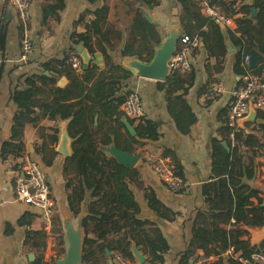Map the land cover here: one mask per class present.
<instances>
[{"label":"crops","instance_id":"1","mask_svg":"<svg viewBox=\"0 0 264 264\" xmlns=\"http://www.w3.org/2000/svg\"><path fill=\"white\" fill-rule=\"evenodd\" d=\"M64 0V8L59 12L58 19L54 14H49L46 18L44 9L56 0H31L30 18L28 26L34 41L35 50L27 63L20 61L22 40L24 37V23L22 22L18 10L10 0H0V34H3L5 50L0 52V62H4L5 70L0 83V264H37L41 255V263L56 264L63 254L67 253L71 239L77 237L80 242L84 238L83 220L87 216V205L90 201V191L84 202L78 206H72L70 195L73 187L71 181H76L74 171L66 165L67 157L74 152L73 138L68 131L71 119L57 118L50 119L49 113L42 107L34 108L33 117L38 120L35 123L30 121L21 122L16 119L18 106L12 99L15 87L23 79L24 74H41L55 78L56 86L66 87L70 84L67 71L72 70L75 77L83 80L77 75L72 64L65 65L63 61L69 56V52L78 51L77 47L88 48L82 41L81 35L86 33L87 18L97 6L109 5L106 26L112 29V44L120 51L109 52L110 58H106L98 45L94 44L96 51L92 53L93 60L89 66L90 81H86L88 90L96 83L100 73L110 70L112 65H123L130 70L127 62L136 58L135 56L123 55L124 49L118 38H130L133 50L141 45L142 35L133 32V22L136 18V9L140 8L141 13L148 20L156 25L160 33L164 36L171 30L173 9L177 8L179 16V37L184 36L183 28L180 25L181 8L177 0H160L159 5L141 4L137 0ZM255 0H243L246 4H253ZM201 6V5H200ZM202 12V6H201ZM203 19L209 21L202 13ZM218 22V21H217ZM223 34L226 36V52L224 56L210 55L201 39V45L193 55L192 69L180 73L177 77L181 79L182 86L169 90L173 84L166 83V80L139 77L133 75L123 81L122 89H137L146 110L145 117L141 121H133L127 118L123 112L122 104L118 111H122L123 119H128L136 127L140 122L147 120L155 121L159 124L160 136L157 140L147 141V143L130 153L136 156L137 161L132 167L139 168L142 184L137 187L132 185L135 198L141 207L142 218L155 221L160 227L163 235L167 239L170 250L165 255V264H181V257L191 248L194 250L189 255L193 258L190 264L194 263L197 256L205 255L197 246H191L194 240L196 226H207L214 230L217 226H222L231 233L237 231L235 218L230 219L224 214L227 212L229 204L237 198L230 186L225 187L224 193H220L215 187L228 179L227 172H221L220 165L226 162V154L231 149L222 137V130L227 123L226 113L231 101V90L244 81L245 74L236 70V60L240 52L228 30H236L237 24L233 22L230 27H223ZM206 30L209 28L206 27ZM201 38V37H200ZM152 42L144 41L145 48ZM263 44V43H262ZM177 46V48H178ZM259 47V46H258ZM89 49V48H88ZM79 53V52H78ZM80 54V53H79ZM146 52L144 56H146ZM264 56V53L262 54ZM49 63L50 70L45 66ZM71 63V62H70ZM72 67V68H70ZM244 68V64H242ZM173 72L171 71V74ZM64 79L63 83L60 81ZM212 82H222L227 88V92L214 100H205L204 93L208 85ZM42 85V84H41ZM126 85H128L126 87ZM52 85L48 88L47 94L38 96V101L43 104H50L56 107L51 92ZM73 91H76L72 87ZM86 91L78 99L85 102L80 106L89 110L92 115L90 128L98 131L97 143L103 145L102 149L108 156H116L118 152L114 145L112 134L106 131L116 128L127 137L130 131L121 127L117 121V116L110 113L115 108V103L105 101L106 106L99 105L84 97ZM91 97H95L94 91ZM196 122L190 127L189 133H183L181 127L188 126L193 117ZM259 114L256 118L258 120ZM255 120V121H256ZM258 122L249 121L241 126L246 134H255L262 138L263 131L259 130ZM238 123V122H237ZM58 127V142L54 147L49 144L43 151H38L43 142L49 140L52 133L51 127ZM131 134V133H130ZM133 135V134H131ZM15 143H23L24 152L20 157L13 155H3V145L12 140ZM102 139L110 140L111 143L104 145ZM264 143V140H263ZM48 146V145H47ZM117 149V150H116ZM253 149V150H252ZM247 154L242 160L238 157H230V161H241V168L237 170L241 174L239 178L241 185H247L251 190H257L264 194V146L257 149H242ZM247 150V151H246ZM181 166L184 174V188L174 193L158 178L154 169V163L159 156H169ZM25 155L35 160L47 175L54 199V214L52 223L47 225L43 220L42 211L24 201L16 198L15 184L21 175V165ZM118 158V157H117ZM176 165V164H175ZM232 165H229V169ZM226 182V181H225ZM208 185L212 188L207 192ZM154 190L159 200L171 210L170 219L159 217L148 205L145 199L147 191ZM262 227L245 228L248 232L240 236L241 240L248 241L252 246H257V250H264V241L257 245L250 242L251 234L248 229L258 230ZM30 232H40L44 237L33 242H40V245L31 246L25 243V239ZM56 240V243L54 241ZM210 248H217V245H209ZM140 249V248H139ZM234 253L231 247L222 252L223 263L233 264L229 261L227 251ZM114 252L107 250V255L113 256ZM113 259V258H112ZM240 262V261H239ZM246 264L245 262H242Z\"/></svg>","mask_w":264,"mask_h":264},{"label":"trees","instance_id":"2","mask_svg":"<svg viewBox=\"0 0 264 264\" xmlns=\"http://www.w3.org/2000/svg\"><path fill=\"white\" fill-rule=\"evenodd\" d=\"M141 4L159 5L160 0H137ZM210 5L222 10L227 16L231 17L237 24L236 30H228L229 36L233 42L239 46L240 52L236 60V70L239 73H245L242 67L245 57L251 55L252 50L264 43V0H255L253 4H246L243 0H207ZM90 2H95L91 1ZM180 4L181 15L180 25L183 28L184 35L193 38L201 37L204 46L210 55L224 56L226 52V36L222 32V28L215 19L206 21L202 17L201 6L197 0H177ZM64 0H56V2L45 7L44 12L46 18L49 14H54L58 19L59 12L63 10ZM94 15L92 23H87L86 33L81 35L80 41L86 45L89 50L94 53L96 51L94 44L98 45L99 50L104 53L106 58H110L109 52L120 51V48H114L112 44V29L106 26L110 7L107 4L97 6L95 10H89ZM136 18L133 22V33L142 35V43L144 41L152 42L149 47L145 48L142 43L133 50L131 45L132 37L123 38L119 35V42L125 47L121 49L123 55L135 56L145 61H149L155 47L161 42L162 34L156 25L150 22L140 11L136 10ZM209 29L206 30L205 28ZM3 34H0V52L5 50ZM179 47V46H178ZM198 49V48H197ZM194 51V53L197 51ZM146 52V56L144 53ZM193 53V55H194ZM65 65L69 63V56L63 61ZM264 67V56H261L256 70ZM50 70L49 63L45 66ZM72 68V67H70ZM5 70L4 62H0V83ZM182 72H173L164 82L173 84L169 90L182 86L181 79L178 75ZM133 74L123 65H112L110 70L100 73L96 83L88 90L86 81H90V76H86L83 80L75 77L72 70L67 71V76L71 81L66 87L56 86L57 80L49 77L44 73L41 74H24L19 80V84L14 89L12 99L18 106L16 119L21 122L30 121L35 123L40 120L33 117L34 108L40 106L49 113L50 119L57 118L71 119L68 126L70 136L73 138L74 152L67 157L66 165L74 171L76 181L70 182L73 187V193L70 195L72 206H78L84 202L87 197V191H90V201L87 205V216L82 222L84 228V238L82 241V262L81 264H110L111 256L107 255V250L111 252L119 251L130 259L136 260L132 253V244L135 242L140 250L147 256L146 264H165V255L170 250V245L163 235L158 224L147 218H142L141 207L135 198L132 185L140 187L142 184L139 168L132 167L122 162L117 157L108 156L102 149L103 145L97 143L98 131L90 128L93 118L89 110L80 107L85 100L78 99L86 91L88 94L84 97L87 100L92 99L99 105L106 106L105 101L115 103V108L110 113L117 116L116 121L121 127H125L122 122V111L118 108L125 101L128 90L122 89L123 81L128 80ZM86 80V81H84ZM216 83V82H212ZM210 83L208 87L212 84ZM42 84V85H41ZM52 85L51 92L56 107L52 108L50 104H43L38 101V96L49 93L48 88ZM128 85H126L127 87ZM72 87L76 91L72 90ZM207 87V88H208ZM206 88V90H207ZM205 90V91H206ZM94 91L95 97H91ZM122 92L126 95L121 96ZM260 120H264V111H258ZM196 116L193 115L188 126L181 127L183 133H189L190 127L196 122ZM135 127V126H134ZM52 133L49 140L43 142L38 151L49 149V144L54 147L58 142L59 128L51 127ZM136 134L128 133L123 138L122 134L116 128H110L107 134L114 136L113 142L118 150L134 153L135 145L137 148L144 146L147 141L157 140L160 136L159 124L152 120L140 122L135 127ZM259 130L263 131L262 138H258L255 134H246L244 129L236 123L231 126L226 123L222 130V137L231 149L226 154V162L221 163V172L228 173V179L224 178L215 189L220 193H224L225 187L230 186L237 198L235 202H231L224 214L230 219L235 218L237 231L231 233L222 226H217L211 230L207 226H196L194 231V240L191 246H197L201 251L207 253L221 254L227 249L233 247L234 253L229 256V261L233 264H243L239 258L243 259L246 264L254 263L251 259L252 252L257 250V246H252L248 241L241 240L240 236L248 232L245 228L264 227V194L251 190L247 185H241L238 168H241V161L231 162L230 157L242 160L247 152L242 149L250 147L257 149L264 146V123L259 124ZM234 134V137H231ZM102 144L111 143L110 140L102 139ZM48 145V146H47ZM253 150V149H252ZM247 151V150H246ZM3 155H13L20 157L23 155V143H15L12 140L3 145ZM174 159L177 174L184 179L181 166L177 163L176 157L170 153ZM229 165L232 168L229 169ZM226 181V182H225ZM207 192L212 188L204 185ZM145 199L150 208L162 218L170 219L171 210L167 208L158 198L154 190L147 191ZM44 236L40 232H30L25 243L31 246L40 245V242L32 240L42 239ZM217 245V248H210L209 245ZM194 252L189 249L185 255L181 257V264H190L193 258L189 255ZM43 255L40 256L37 264L41 263ZM199 258L197 256L195 261ZM240 261V262H239ZM223 258L215 264H222Z\"/></svg>","mask_w":264,"mask_h":264},{"label":"built area","instance_id":"3","mask_svg":"<svg viewBox=\"0 0 264 264\" xmlns=\"http://www.w3.org/2000/svg\"><path fill=\"white\" fill-rule=\"evenodd\" d=\"M202 6V13L208 19H215L218 22L230 27L233 19L227 16L222 10L210 5L207 0H197ZM18 10L20 18L24 23V37L22 40L20 61L27 63L33 55L35 46L28 26L30 18L31 0H10ZM94 15H89L88 23H92ZM201 45V38L195 36L190 38L184 35L180 39L179 47L170 60L172 72H187L192 69L193 53ZM251 55L245 57V76L242 84L235 86L231 90V101L229 103L226 118L227 123L234 126L238 120L246 117L251 108L257 111H264V67L261 70L250 65ZM69 60L77 75L85 78L90 74L89 68L83 62L80 54L76 51L69 52ZM227 92L224 83H212L204 93L205 100H214ZM125 116L133 121H141L146 114L141 94L137 89L129 90L125 101L122 104ZM234 137V134H231ZM154 169L158 178L172 192H180L185 185L184 179L177 174L173 160L169 156H159L155 160ZM16 198L27 202L42 211V218L47 225L52 223L54 214V199L47 175L42 167L33 159L25 155L21 165V175L15 184ZM56 243V240L54 238ZM228 254H233L228 250ZM221 254L207 253L199 257L192 264H215L221 259ZM114 264H140L136 260L130 259L123 253L116 251L113 256ZM254 263L264 264V250L255 251L251 254ZM243 262L242 258H239ZM46 264V263H42Z\"/></svg>","mask_w":264,"mask_h":264},{"label":"water","instance_id":"4","mask_svg":"<svg viewBox=\"0 0 264 264\" xmlns=\"http://www.w3.org/2000/svg\"><path fill=\"white\" fill-rule=\"evenodd\" d=\"M147 18L151 20L152 18L147 15ZM221 23V22H220ZM171 30L167 33V35L162 36L161 42L155 47L154 54L149 61L142 60L140 58H134L130 62H127L128 66L132 73L139 77L153 78L157 80H166L171 75V67L170 60L174 53L177 50L178 46V37H179V16L177 8L173 9V18L171 24ZM223 27L225 24L221 23ZM77 52L80 53L83 62L89 66L93 60V55L88 48H83L81 46L77 47ZM264 53V43L260 44L257 49L252 50L250 65L253 68H257L259 59ZM64 79L60 81L63 83ZM126 95V92H122L121 96ZM258 116V111L251 108L248 115L240 120H238V124L243 126L245 123L249 121H255ZM123 123L126 125L127 129L131 134H136V129L132 122L128 119H123ZM117 150V149H116ZM116 156L122 162L127 163L130 166H133L137 158L136 156L117 150ZM251 238L250 242L253 245H257L264 241V227L253 230L248 229ZM109 251V255H111V251ZM132 253L136 261L140 264L147 263V256L139 249L138 245L133 242L132 244ZM82 262V239L81 242L77 237H73L70 242V246L68 248L67 253L63 254L62 258L57 261L56 264H81ZM110 264H114L113 259L111 258L109 261Z\"/></svg>","mask_w":264,"mask_h":264}]
</instances>
